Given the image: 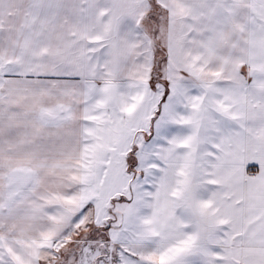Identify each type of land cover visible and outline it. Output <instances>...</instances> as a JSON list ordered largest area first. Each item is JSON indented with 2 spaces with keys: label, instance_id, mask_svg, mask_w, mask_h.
Wrapping results in <instances>:
<instances>
[{
  "label": "snow or ice",
  "instance_id": "snow-or-ice-1",
  "mask_svg": "<svg viewBox=\"0 0 264 264\" xmlns=\"http://www.w3.org/2000/svg\"><path fill=\"white\" fill-rule=\"evenodd\" d=\"M0 264H264V0H0Z\"/></svg>",
  "mask_w": 264,
  "mask_h": 264
}]
</instances>
